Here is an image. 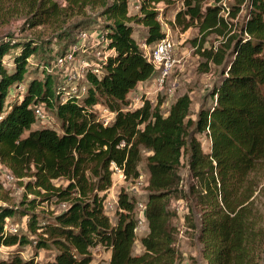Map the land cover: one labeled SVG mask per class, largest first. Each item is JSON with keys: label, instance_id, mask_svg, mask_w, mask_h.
I'll list each match as a JSON object with an SVG mask.
<instances>
[{"label": "trees", "instance_id": "trees-1", "mask_svg": "<svg viewBox=\"0 0 264 264\" xmlns=\"http://www.w3.org/2000/svg\"><path fill=\"white\" fill-rule=\"evenodd\" d=\"M13 1L1 15L22 19L29 30L52 29L61 44L55 58L65 54L73 33L92 25L101 27L112 53L99 76L85 74L79 96L56 82L47 62L38 75L29 74L30 58L41 51L36 37L0 36V176L8 171L32 196L15 205L6 192L0 194V247L30 244V234L36 250H55L53 261L44 264H91L96 247L110 251L107 264H181L178 242L193 236L201 260L190 264H264V221L255 212V192L264 180V0H141L134 14L128 13V0ZM175 4H180L175 25L197 30L191 44L204 60L203 70L209 64L219 67L208 93L211 103H203L194 119L188 94L177 97L165 115L161 100L131 109L128 102L156 75L135 39V26L145 29L143 43L152 46L164 37L156 6ZM224 11L229 19L242 12L241 22H230ZM211 35L219 44L206 48ZM96 104L115 114L110 123L92 112ZM36 108L50 112L58 128L32 129ZM201 135L209 140L207 151L197 138ZM142 161L144 214H136L133 196L120 188L112 224L103 208L112 186L111 165L133 181ZM182 165L192 180L187 189ZM183 201L187 212L179 228L170 207ZM62 203L59 212L42 207ZM16 217L26 221L25 234L4 230ZM140 218L147 232L139 238L141 252L134 254ZM0 264L37 263L11 254Z\"/></svg>", "mask_w": 264, "mask_h": 264}, {"label": "rangeland", "instance_id": "rangeland-1", "mask_svg": "<svg viewBox=\"0 0 264 264\" xmlns=\"http://www.w3.org/2000/svg\"><path fill=\"white\" fill-rule=\"evenodd\" d=\"M59 4H65V0H55ZM213 0H205V4H211ZM226 4H232V0H226ZM15 1L13 0H0V12L5 8L13 6ZM139 5L138 0H128V13L134 14L137 12L136 6ZM180 4H175L172 7L165 8L163 5H157L156 9L158 11V20L161 22L163 32L166 30L169 31L170 37L172 38L175 49H174V57L179 60L175 64V67L170 73V76L167 80V84L164 87L162 93H159L157 96L150 95L148 100L151 102L154 101L152 106H154L158 101L161 100V112L162 114H166L169 106L174 102V100L183 95L188 94L191 99L190 105V113L189 116L191 118H195L196 112L199 107L205 103L209 105L211 103L210 98L208 97V93L216 81L219 67L213 66L211 64L208 65V71L203 70V62L204 60L196 53L194 46L191 44V40L197 35V30L193 27H190L186 30H183L181 27L176 26L174 23L175 13L179 9ZM89 15L96 17L97 13L91 12ZM242 12L239 13L234 19H229V16L225 15L230 22L239 23L242 20ZM93 17V18H94ZM24 27L23 20L14 17L12 19H6L0 13V36L4 38L11 37H27V38H37V43L41 46V51L38 56H33L30 58L29 69L30 73L33 76H36L40 73L42 69L41 65L44 62H47L48 71L54 76V79L58 84L61 85L66 91L76 93L79 96L84 94L85 82V70L82 69V65L80 64L81 60L89 62L90 60L93 62H97L95 58V53L97 49H102L101 46H97L92 48L93 39H87L84 42L78 41V33H73V41L69 43L68 47L65 50V53H73L75 60L72 63H68L67 65L60 66L55 63L54 51L60 50L61 44L57 42V33H54L52 29L48 27L39 26L33 29H26ZM89 34L95 35L97 31H101V27L99 25H92L89 27H85V29ZM146 31L141 26H135L134 36L138 44L141 46L143 44L145 38ZM219 44V40L215 36H209L205 43L206 48L217 47ZM51 51V54L47 52ZM86 49L85 52L83 50ZM53 51V52H52ZM41 68V69H40ZM39 71V72H38ZM29 75V76H31ZM30 78V77H29ZM26 77L25 82L29 79ZM22 85V87H23ZM152 84L148 83L146 85L138 86L128 98L129 108H136L138 106V102L143 98V93L150 89ZM21 88V87H20ZM171 89L172 93L169 94L168 90ZM14 90L11 92V98L14 97ZM10 98V99H11ZM41 127H54L58 128V123L55 120L54 116L50 112H46V117L43 120H37L32 129L41 128ZM202 144L203 151H207L209 147V140L205 138V136L201 135L197 137ZM139 173L142 176L141 185L136 184L134 181H122L117 175L112 176V190L111 194L108 197V204L105 207L104 212L109 217L112 224L116 221L115 212L117 209V198L116 204L113 202L112 194L117 196L120 188H124L128 190V195L133 196L134 202L140 201L145 202V186L144 181L147 178V171L145 168L144 161L139 164ZM180 176L182 177V186L184 189L192 184V180L189 177L188 170L185 165H182L180 168ZM1 184L3 185L0 188V194H4L6 192L8 202L17 205L22 199L23 196L29 200L32 198L31 195H27L24 187L19 183V181L15 178L11 182H5L4 178L0 176ZM56 185H61V181H55ZM0 204L2 202L0 201ZM188 204V203H187ZM44 209L53 212H59L62 210L61 205L56 206L55 204L43 205ZM176 211V217L173 218V222L180 227H182V216L187 212L185 202H173L171 204L170 210ZM177 209V210H176ZM255 212H260L262 221H264V180L259 185L255 192ZM50 212H46V214ZM136 214L139 213L136 210ZM13 222V224L17 225L18 233L17 234H25L26 233V221L23 218H13L9 219ZM8 221V219H7ZM138 228V229H137ZM136 239L144 235V229L141 228V225H137ZM35 236L28 234V240L31 241L30 244L24 246H13V247H0V259H7L11 254H18L22 259L35 258V262L37 264H44L53 261L55 250L53 248L47 250H36L34 248ZM139 244L136 241L133 247L134 254L139 249ZM178 250L181 252L183 256V261L181 264H190L192 259H200V245L197 243L193 236L187 237L183 236L180 238L178 242ZM106 249L99 247V249L92 250L93 261L91 264H106L107 263V255Z\"/></svg>", "mask_w": 264, "mask_h": 264}, {"label": "built area", "instance_id": "built-area-1", "mask_svg": "<svg viewBox=\"0 0 264 264\" xmlns=\"http://www.w3.org/2000/svg\"><path fill=\"white\" fill-rule=\"evenodd\" d=\"M140 1L141 0H138L139 4H140ZM138 8H139V5L136 6L137 10H138ZM223 15L224 16L227 15V11L226 12L224 11ZM89 38L93 39V44L91 46L92 48H95L97 46H101L102 49L96 50L95 58L97 59V62H93L91 60L89 62H86L84 60H81L80 64L82 65V69L85 70V74L87 72H90L96 76H99L101 73L102 65L105 63L106 58L112 53V50H109L106 48L108 43H107L106 39L104 38V35L101 31H97L95 35L89 34V32H87L86 30H82L78 33V41L79 42H84ZM141 48L143 49L145 57L147 58V60L152 64V66L156 72V75L153 78V81L151 83L152 85H151L150 89L143 93V95H145V96H143V98L140 100V102H138L137 107L142 106L144 101H148L150 105H152L154 103V101H152V102H151V100L149 101L148 97L150 95L157 96L159 93L163 92L164 87L167 84V80L170 76L171 71L175 67L176 62H177V65L179 63V60L178 59L176 60L174 57L175 44H174L172 38L170 37L168 30H166V32H164V37L162 39H160L159 41H157L156 43H154L152 46H148L145 43H143L141 45ZM85 51H86V49L83 50V52H85ZM74 60H75V57H74L73 53H65L63 55L56 57V63L60 66L67 65L68 63L70 64ZM21 90H22V88H21ZM84 92H85V88H84ZM168 93L171 94L172 90L169 89ZM91 110H92V112H94L96 114L97 118L105 125L110 123L112 121L114 115H115L113 112H110L105 106H103L101 104H96V105L92 106ZM34 113H35V116L38 120H43L46 117V115L44 114V112L40 108H36L34 110ZM111 170H112V176L117 175L123 182L125 181L121 170H119L114 164L111 165ZM1 175L4 178L5 182H11L14 180V177L12 176V174H10L6 170H3ZM133 181L136 184L141 185L142 176L139 175L138 178L133 180ZM114 185H112V186H114ZM112 186L105 192V199L103 202V208L104 209H105V207H107V204H108L107 201H108V197L111 194ZM144 186H146V180L144 181ZM112 197H113L114 204H116L117 196L116 195L114 196L112 194ZM144 204H145V202H140V201L136 202L137 211L140 213L141 216L144 214V210H145ZM60 205L62 208H65V206H66L65 203H62ZM142 221H143V219L140 218L138 220L137 225H140L142 223ZM4 230L11 233V234H16L18 232L17 225H11L8 222H6V224L4 225Z\"/></svg>", "mask_w": 264, "mask_h": 264}, {"label": "crops", "instance_id": "crops-1", "mask_svg": "<svg viewBox=\"0 0 264 264\" xmlns=\"http://www.w3.org/2000/svg\"><path fill=\"white\" fill-rule=\"evenodd\" d=\"M143 85H146V84H143ZM139 86H140V85H139ZM140 225H141V228L144 229V231H145V232H144V235H145L146 232H147V228H146L145 221H142V223H141ZM137 229H138V228H137ZM137 229H136V230H137ZM144 235H142V236H144ZM142 236H141V237H142ZM136 241H137L138 244L140 245L139 240L136 239L135 242H136ZM134 244H135V243H134ZM97 249H99V247L95 248V250H97ZM141 250H142V248H141V246H139V249L137 250V252H136L135 254H139V253L141 252ZM105 254L107 255V256H106V257H107L106 259H107V262H108V260H109V256H110V251L107 250ZM106 264H107V263H106Z\"/></svg>", "mask_w": 264, "mask_h": 264}]
</instances>
